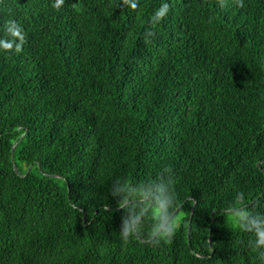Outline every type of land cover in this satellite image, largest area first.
<instances>
[{
  "label": "trees",
  "instance_id": "16d2710c",
  "mask_svg": "<svg viewBox=\"0 0 264 264\" xmlns=\"http://www.w3.org/2000/svg\"><path fill=\"white\" fill-rule=\"evenodd\" d=\"M0 264H264V0H0Z\"/></svg>",
  "mask_w": 264,
  "mask_h": 264
},
{
  "label": "water",
  "instance_id": "95a60500",
  "mask_svg": "<svg viewBox=\"0 0 264 264\" xmlns=\"http://www.w3.org/2000/svg\"><path fill=\"white\" fill-rule=\"evenodd\" d=\"M14 148H15V145H14V147H13V152H14ZM258 165L259 166H261V162H258ZM31 168H32V165L29 167V169H28V171H30L31 170ZM15 169L17 170V167L15 166ZM50 175H54V174H50ZM178 211V209H176L168 218H167V220L164 222V224L159 228V230L157 231V233L158 232H160L161 231V229L166 225V223L174 216V214L176 213Z\"/></svg>",
  "mask_w": 264,
  "mask_h": 264
},
{
  "label": "clouds",
  "instance_id": "9594fccd",
  "mask_svg": "<svg viewBox=\"0 0 264 264\" xmlns=\"http://www.w3.org/2000/svg\"><path fill=\"white\" fill-rule=\"evenodd\" d=\"M62 2H63V0H56V6L58 7L60 5V3H62ZM166 7H167V5L164 6L165 9H166ZM158 14L162 15L163 14V10L160 13H158ZM12 23H13V25H15L14 21ZM16 32H17V35H20V32H19L18 29L16 30ZM9 47H10V45H9Z\"/></svg>",
  "mask_w": 264,
  "mask_h": 264
},
{
  "label": "rangeland",
  "instance_id": "374dc122",
  "mask_svg": "<svg viewBox=\"0 0 264 264\" xmlns=\"http://www.w3.org/2000/svg\"><path fill=\"white\" fill-rule=\"evenodd\" d=\"M244 213V211L242 212V214Z\"/></svg>",
  "mask_w": 264,
  "mask_h": 264
}]
</instances>
